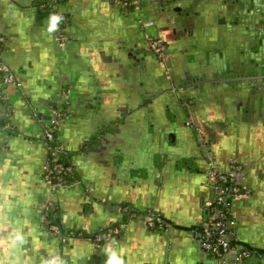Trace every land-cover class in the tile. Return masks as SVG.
<instances>
[{
	"label": "crops",
	"instance_id": "0c3cea01",
	"mask_svg": "<svg viewBox=\"0 0 264 264\" xmlns=\"http://www.w3.org/2000/svg\"><path fill=\"white\" fill-rule=\"evenodd\" d=\"M38 1L0 0V59L21 82L6 88L12 108L7 126L0 102V264H46L57 256L63 264H105L113 252L124 264H219L193 235L207 221L216 195L215 183L206 175L204 147L181 128L174 138L178 160L161 152L163 162L148 168L136 150L140 138H152L136 129L146 121L134 118L138 78L128 70L123 54L146 55L137 70L148 67L153 75L158 60L144 52L145 38L131 7L116 0H63L58 13L68 17L65 31L71 37L60 43V26L48 33L50 13L41 11ZM177 76L180 81L187 77L182 72ZM162 89H155L157 95ZM89 91L94 99L99 96L103 107H97L93 120L84 104ZM193 93L195 114L216 121L214 108L220 106ZM144 99L157 115L166 111L174 116L170 98L163 103ZM58 102L70 109L62 120L60 140L73 155L74 175L68 187L56 189L45 179L43 130ZM36 109L44 113L42 122L36 119ZM224 112L230 114L227 137L209 145L221 169L227 170L235 159L245 166L242 183L250 193L233 206L236 237L241 245L264 254V127H247L232 119L228 108ZM96 122L114 126L91 151L87 141ZM149 142L153 153L154 143ZM116 151L129 156L124 173L113 165ZM184 163L186 170L179 171ZM50 200L57 205L54 215L62 232L76 233L66 241L41 226L40 216ZM127 207L136 216L130 218ZM149 210L161 214L169 226L147 227ZM112 225L121 226L112 240L91 239ZM17 234L23 242L15 240ZM255 262L264 264V255Z\"/></svg>",
	"mask_w": 264,
	"mask_h": 264
},
{
	"label": "flooded vegetation",
	"instance_id": "af4514ba",
	"mask_svg": "<svg viewBox=\"0 0 264 264\" xmlns=\"http://www.w3.org/2000/svg\"><path fill=\"white\" fill-rule=\"evenodd\" d=\"M116 1L123 2L125 7H131L136 24L145 38L144 52L156 57L151 43L154 38L162 40L164 56L157 59L154 75L147 73L148 67H144L143 71L137 70V67L143 65L142 60L146 55L123 54L124 63L130 68L128 70H133V74L138 78V92L135 94L137 104H133L134 118L146 121L136 129L152 138L150 140L154 143V154L161 156V152H164V156H167L170 152L168 155L172 161L176 156H180L174 146V138L181 128L182 133L194 137L198 147L204 143L211 145L220 138L227 137L230 129V123H226L230 114H224L227 108L233 114L231 118H236L243 125L264 127V0ZM67 22L68 17L61 23L60 29L69 39L71 36L65 31ZM174 61L177 62L175 68L172 64ZM1 64L6 63L0 59ZM179 72L186 75V79L180 81L177 76ZM10 85H4L5 92ZM158 86L164 91L157 95L155 89ZM63 92L65 93V90ZM88 93L84 104L93 120L99 111L97 107L100 106L102 110L103 107L99 104L98 95L97 99H94L91 91ZM191 93H197L200 98L220 106L214 108L216 121L208 122L195 114L196 95H189ZM204 94H207L208 100L203 97ZM146 97L155 98V101L161 100L162 103L163 99L165 101L170 98L174 116L169 117L166 111L162 116L154 113L153 105L147 104L144 99ZM0 102L4 105L1 120L5 121L4 125L7 126L11 103L6 95L0 97ZM58 103L60 105L54 107L45 127L51 121H57L55 138L64 149L61 159L72 168L73 155L60 140L62 120L68 116L70 109L62 102ZM148 108L152 110L149 112ZM35 113L36 119L42 122L44 113L37 109ZM106 126L107 124L95 123L91 138L87 141V149L92 151L97 148L106 130L112 129L114 124ZM205 161L207 168L206 157ZM231 162L243 165L237 159ZM216 164L220 167L217 160ZM186 165H181L179 171L186 170ZM243 168L245 172L244 165ZM205 170L207 175V169Z\"/></svg>",
	"mask_w": 264,
	"mask_h": 264
},
{
	"label": "built area",
	"instance_id": "2783aa9c",
	"mask_svg": "<svg viewBox=\"0 0 264 264\" xmlns=\"http://www.w3.org/2000/svg\"><path fill=\"white\" fill-rule=\"evenodd\" d=\"M61 0H39L37 7L41 11L49 13H58ZM64 20L66 16L62 14ZM63 20V21H64ZM68 36L60 31L58 40L65 43ZM152 48L156 53V58L164 56V49L161 38H154ZM0 97L3 94L4 85L14 84L21 86L15 74L7 64L0 65ZM169 72V69L167 70ZM57 130V121L48 123L44 129V143L47 151V169L45 179L48 180L56 189L68 187L70 185V175L72 168L67 166L61 159L64 153L63 147L56 141L55 131ZM205 150L207 160V175L215 184L216 195L210 204V215L207 221L200 227L193 230V235L198 241L200 248L218 260L219 264H257L255 259L264 254L241 245L236 237L237 219L233 206L237 200H240L249 193V189L244 188L242 179L244 178L243 165L237 162H231L227 170L221 169L216 164V158L211 150L209 143L202 145ZM57 205L50 200L44 207L40 216L41 226L44 227L55 237L66 241L76 233L72 230L64 234L61 223L57 220L55 214ZM130 218L136 216V212L130 208H125ZM146 226L151 229H165L169 225L161 214L153 210L145 215ZM121 226H108L101 228L91 235V239L96 242H106L112 240L121 231Z\"/></svg>",
	"mask_w": 264,
	"mask_h": 264
},
{
	"label": "water",
	"instance_id": "95a60500",
	"mask_svg": "<svg viewBox=\"0 0 264 264\" xmlns=\"http://www.w3.org/2000/svg\"><path fill=\"white\" fill-rule=\"evenodd\" d=\"M5 90H3V94H5ZM8 98V95L5 94ZM140 142H139V145H138V150L139 151V154L142 155V158H143V162L142 163H145L147 165V167L149 168L150 166L152 165H158L159 163H162L163 162V157L162 156H158L156 154H153L151 149H150V146L148 144V142L151 140L148 139V141L146 140H143V139H139ZM149 142V143H150ZM129 157L125 154V152L123 151H116V153H113L111 159H112V162H113V165L114 167L116 168V170L118 171H121L122 173H124L126 170V164L124 163L126 161V158ZM210 210L208 209V215L210 214L209 212ZM207 215V216H208ZM206 220L208 219L205 218Z\"/></svg>",
	"mask_w": 264,
	"mask_h": 264
},
{
	"label": "clouds",
	"instance_id": "9594fccd",
	"mask_svg": "<svg viewBox=\"0 0 264 264\" xmlns=\"http://www.w3.org/2000/svg\"><path fill=\"white\" fill-rule=\"evenodd\" d=\"M64 17L60 13H50L48 17V33H56L59 31V26L63 22ZM23 236L21 234H17L15 240L17 242H23ZM46 264H63L62 258L59 256L53 257L46 262ZM105 264H124V260L120 258L115 252H113L105 261Z\"/></svg>",
	"mask_w": 264,
	"mask_h": 264
},
{
	"label": "rangeland",
	"instance_id": "374dc122",
	"mask_svg": "<svg viewBox=\"0 0 264 264\" xmlns=\"http://www.w3.org/2000/svg\"><path fill=\"white\" fill-rule=\"evenodd\" d=\"M184 113V112H183Z\"/></svg>",
	"mask_w": 264,
	"mask_h": 264
}]
</instances>
